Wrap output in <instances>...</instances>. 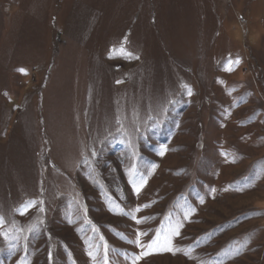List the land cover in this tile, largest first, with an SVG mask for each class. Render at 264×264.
Returning a JSON list of instances; mask_svg holds the SVG:
<instances>
[{
	"label": "rangeland",
	"instance_id": "rangeland-1",
	"mask_svg": "<svg viewBox=\"0 0 264 264\" xmlns=\"http://www.w3.org/2000/svg\"><path fill=\"white\" fill-rule=\"evenodd\" d=\"M0 217V264H264V0H0Z\"/></svg>",
	"mask_w": 264,
	"mask_h": 264
},
{
	"label": "snow or ice",
	"instance_id": "snow-or-ice-1",
	"mask_svg": "<svg viewBox=\"0 0 264 264\" xmlns=\"http://www.w3.org/2000/svg\"><path fill=\"white\" fill-rule=\"evenodd\" d=\"M128 55H131V54L129 53ZM229 63L231 64L232 62L229 61ZM236 63H239V61H236ZM228 70H232V69L229 68ZM20 71H24V70L21 69ZM185 87H186V86H185ZM188 94L191 95V90H189ZM93 154H94V153H93ZM161 154H163V153H161ZM138 191H139V189H137V192H138ZM2 222H3V218L0 217V224H2ZM137 222H139V221H137ZM175 235H179V231H178V230L175 232ZM168 244H170V240L168 241ZM165 250H167V251H172L171 247H166Z\"/></svg>",
	"mask_w": 264,
	"mask_h": 264
}]
</instances>
